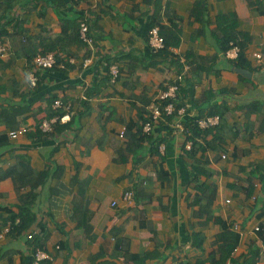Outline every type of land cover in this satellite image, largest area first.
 Wrapping results in <instances>:
<instances>
[{
	"label": "crops",
	"instance_id": "crops-1",
	"mask_svg": "<svg viewBox=\"0 0 264 264\" xmlns=\"http://www.w3.org/2000/svg\"><path fill=\"white\" fill-rule=\"evenodd\" d=\"M198 3L201 20L193 14ZM6 7L0 0L1 36L10 39L13 25L2 24L12 17L23 21L32 43L18 44L9 58L0 59V264H23L33 255L30 232L35 238L47 237L44 247L51 258L42 264L196 263L215 251L224 226L241 235L235 257L262 243L264 0H15L9 11ZM231 13L237 29L251 36L249 68L242 69L252 77L236 72L235 59L219 51L213 38L217 16ZM82 15L89 18L94 47L73 44L69 56L75 63L35 69L30 55L41 48H34L39 42L33 38L59 34L62 18ZM155 25L178 30L180 39L169 47L170 56L150 65L157 59L148 41ZM189 52L202 60L190 64ZM258 52L263 54L260 62ZM89 56L92 62L84 67ZM131 59L138 61V76L129 71ZM182 60L190 68L178 80ZM114 64L121 72L113 81L109 67ZM31 70L36 86L29 82ZM191 82L193 99L183 95L185 113L170 122L159 120L152 133L165 151L143 141L141 149L125 151V159L116 161V149L126 147L129 132L150 120L152 103L163 106L160 94L172 84L188 88ZM91 88L96 93L89 96ZM210 91L213 101L229 105L222 121L225 138L208 145L213 131L197 135L196 145L187 150L184 132L174 125H192L201 114L199 101ZM59 97L76 107L70 125L38 137L42 120L49 118ZM255 102L259 110L249 113L247 107ZM21 161L47 172L46 181L36 189L31 228L4 234L12 214L19 212L11 172ZM198 186L216 189L209 216L192 201ZM128 190L135 192L133 204L123 199Z\"/></svg>",
	"mask_w": 264,
	"mask_h": 264
},
{
	"label": "trees",
	"instance_id": "trees-1",
	"mask_svg": "<svg viewBox=\"0 0 264 264\" xmlns=\"http://www.w3.org/2000/svg\"><path fill=\"white\" fill-rule=\"evenodd\" d=\"M5 3H7L6 9L9 11L10 8L13 7L15 0H4ZM202 4L198 3L197 7L193 11L194 16L201 20L200 13L202 10ZM6 14L3 13L1 17H5ZM89 18L85 15H82L78 18H71V17H65L62 18V26H63V32L59 34H51L50 37H45L43 35H39L38 37H35V41H38L37 45H35V49L38 47L41 48V51L38 52L39 54H46L49 52H54L58 63L63 62L65 65L67 63H70L68 61L69 55H71L72 49L71 46L73 44H87L82 41L80 36V25L83 21H88ZM5 23L2 24L3 26H6L8 24H12L14 27V32L9 33V40L12 47V51L19 45L27 46L28 44L32 43L30 41V37L26 36V33L24 32V29L22 28V22L19 19H14L12 17L5 18ZM67 23H70L71 30H68ZM237 18L234 14H219L217 16V27L213 30V38L219 48V51L223 52L224 54L230 50L231 48L237 46L239 47L238 56L235 60H232L233 67H239V68H249V60L246 56V51L249 46V43L251 41V36L249 34H245L240 32L237 29ZM160 33L164 37L165 40V46L160 49L159 51L154 53V59L150 65H154L161 61L159 57H165L170 56L171 53L169 51V47L173 45H177L179 42V31H171L168 30L165 27L160 28ZM169 35V36H168ZM1 36V34H0ZM16 41H19L16 43ZM41 41V42H40ZM27 52L31 53L30 50L27 48ZM38 53L32 52V55H30V59L32 60ZM188 56L190 57V64H193V62H200L202 58L194 55L192 52L188 53ZM1 59V58H0ZM130 73L138 76L137 73V65L138 61L131 59L130 60ZM58 67V66H54ZM53 67V68H54ZM52 69V68H51ZM196 70L200 74V70L198 67H196ZM121 71V69H120ZM139 80V78H135L134 82ZM178 84V83H177ZM179 88L176 92V95L174 97L167 98L164 101L163 106H160V108L163 110V116L159 119L162 120L163 118H167V120L170 122L173 120V117L179 114L180 109L183 107L186 110L185 101H183V95L186 96V98L192 100L193 99V84L191 82L190 86L186 88L184 85L181 86V84H178ZM230 90H225L227 92ZM88 93V92H87ZM96 93V88H91L89 92V96ZM183 93V94H182ZM182 95V100L181 96ZM214 92L210 91L206 94V97L203 98L201 101H199L198 107L200 108V115L198 117H205V116H214L218 115L220 117V122L218 125L208 127V128H201L197 122L196 119L193 121L192 125L191 123L185 122L184 124V134L186 136V140L193 141L194 146L196 145L198 139L197 135H206L209 132L214 133V136L212 140L208 143V145L223 142V139L225 138L224 130L226 128L225 122H222L225 120V114L228 112L229 105L227 103H218L216 101H213ZM88 96V98H89ZM55 100V99H54ZM66 101V100H65ZM88 100L84 101V104L87 105ZM173 103L174 105V111L172 114L167 115L164 111V107L169 104ZM53 104V103H52ZM259 103L255 102L253 105H250L247 107V111L251 113L252 111L259 110ZM62 110L59 112H55L52 108V113L49 116V118L57 115L62 114ZM88 112V109L84 110L82 113ZM75 115V114H74ZM73 115V116H74ZM73 119V117H72ZM68 121L67 123H60L57 122L54 124V128L52 132L49 133H42V131L39 129L37 132V136H46L48 134H53L54 132L58 130H62L63 128H66L70 125L71 121ZM150 119V118H148ZM158 120V121H159ZM149 121V120H148ZM145 122V120H144ZM182 123V122H180ZM145 124V123H144ZM143 124V126H144ZM155 126L157 122H154ZM143 126L141 125L140 129H138L137 132H129L128 135V143L125 148H122L121 146L116 149V161H121L125 159V151H132L135 152L137 149H141L143 141H149L151 140L152 144H155V148H159V139L152 140L153 132L155 129V126L153 128V131L150 133H145L143 131ZM175 127V125H174ZM126 134V129H125ZM163 140V139H161ZM161 142V141H160ZM193 147V145H192ZM184 148H185V142H184ZM186 149V148H185ZM192 149V148H191ZM190 149V150H191ZM11 175L15 182V188L18 193L19 197V212L13 213L10 217V228L9 231L15 229L16 231H24L29 230L31 228V225L36 221L35 215L33 212V201L36 198V189L41 186L46 181L47 172L45 171H35L32 167L29 166L28 162L21 161L18 165L16 171H12ZM205 186V185H204ZM197 190L199 191L197 194L193 197V203L199 204L201 208V213L210 215L211 213V207L213 200L216 196V189L215 187L207 186L206 188L198 186ZM134 199H135V192H134ZM206 201L205 203L203 201ZM259 229H261L259 227ZM241 235L239 232L233 230V228H229L228 226H224L223 230L217 235V248L213 253L210 254L207 260H200L196 263L188 262V263H180V264H207V261H209V264H257V262L260 259H264V234H262L260 237L262 239V243L259 244L257 242L250 245L249 250L246 254H244L242 257H235L234 252L237 250V247L240 242ZM47 237L43 236L42 238H35V236L30 239L32 240V249H33V255L28 258V260H24L23 264H34L35 262V254L38 249L45 250L44 244ZM46 251V250H45ZM48 259H43L40 261V264L44 263V261H47Z\"/></svg>",
	"mask_w": 264,
	"mask_h": 264
},
{
	"label": "built area",
	"instance_id": "built-area-1",
	"mask_svg": "<svg viewBox=\"0 0 264 264\" xmlns=\"http://www.w3.org/2000/svg\"><path fill=\"white\" fill-rule=\"evenodd\" d=\"M148 41L151 49L153 52H157L160 49H162L165 46V40L164 37L160 33V27L158 25H155L150 28L149 34H148ZM80 36L83 42L87 44L88 47L93 48L94 47V39L90 34V28L87 23V21H83L80 25ZM12 52V47L9 42V40L4 37L0 36V58L1 59H7L11 55ZM239 52V47L235 46L231 48L226 55L228 57H237ZM255 57L257 58V61L260 62L262 60V54L261 53H256ZM68 61L70 63H75L74 58H69ZM92 62V57L89 56L83 61V66L86 67ZM183 63V68L182 71L178 74V80H181L184 78L186 75L187 71L189 70V64L186 62V60H182ZM32 65L35 69L37 68H43V69H51L54 66L58 67H65L66 65L63 62H59L57 60V57L54 52H49L46 54H37L33 59H32ZM109 72L111 79L114 81L120 74V66L118 64L111 65L109 67ZM28 78L29 82L32 86L37 85L38 78L35 74L34 70L29 71L28 73ZM179 88V85L177 83L170 85L166 90H164L160 94V99L161 100H166L167 98L174 97L176 95V92ZM52 108L55 112H59L62 110V114H57L51 118H46L42 120L40 124V129L42 130L43 133H49L52 132L54 128V124L57 122L60 123H67L70 121L73 117V115L76 113V107L74 104L70 101H65L63 98L59 97L56 98L53 101ZM185 109L182 108L180 112H183ZM164 111L166 112L167 115L171 114L174 111V105L172 103L167 104L164 107ZM163 116V110L158 106L156 103H152L151 108H150V120L147 121L144 126H143V131L145 133H150L153 131V128L155 126L154 122L158 121L161 117ZM197 124L201 128H208L215 126L219 124L220 122V117L219 116H205V117H198L196 119ZM176 128L179 131H184V126L182 123L177 122L176 123ZM16 131L11 132V135H16ZM125 136V128L122 129L120 133V137ZM193 141L191 140H186L185 141V148L190 150L192 148ZM160 150L162 152L165 151V145L161 144L160 145ZM124 201L127 204H133L134 202V192L132 190H128L124 193L123 196ZM9 231V228H5L2 232L5 234ZM2 236V235H1ZM34 237L33 232H30L28 234V238L32 239ZM51 255L46 252L43 249H38L36 254H35V262L34 264H40V261L43 259H50Z\"/></svg>",
	"mask_w": 264,
	"mask_h": 264
},
{
	"label": "water",
	"instance_id": "water-1",
	"mask_svg": "<svg viewBox=\"0 0 264 264\" xmlns=\"http://www.w3.org/2000/svg\"><path fill=\"white\" fill-rule=\"evenodd\" d=\"M235 71L242 74L243 76H246V77H252V72L251 71H248V70H245V69H242V68H235Z\"/></svg>",
	"mask_w": 264,
	"mask_h": 264
},
{
	"label": "bare ground",
	"instance_id": "bare-ground-1",
	"mask_svg": "<svg viewBox=\"0 0 264 264\" xmlns=\"http://www.w3.org/2000/svg\"><path fill=\"white\" fill-rule=\"evenodd\" d=\"M228 51H229V50H228ZM228 51H227V52H228ZM227 52H226V53H227ZM226 53H225V55H226ZM258 53H260V52H258ZM261 54H262V53H261ZM226 56H227V55H226ZM262 56H263V54H262ZM227 57H228V56H227ZM229 58L236 59L237 57H229ZM172 104H173V103H172ZM184 109H185V108H184ZM180 110H181V109H180ZM185 111H186V110H184L183 112H180V111H179V114L185 113ZM171 114H172V113H171ZM155 122H158V121H155ZM217 125H218V124H217ZM124 128L126 129V126H125ZM174 128H176V124H175V127H174ZM176 129H177V128H176ZM121 131H122V130H121ZM182 132H184V131H182ZM124 137H125V136H124ZM124 137H123V138H124ZM121 138H122V137H121ZM187 150H188V149H187ZM132 191H133V190H132ZM133 192H134V191H133Z\"/></svg>",
	"mask_w": 264,
	"mask_h": 264
}]
</instances>
